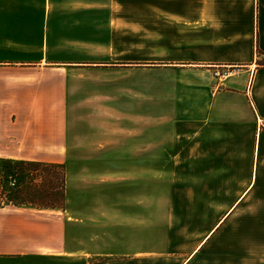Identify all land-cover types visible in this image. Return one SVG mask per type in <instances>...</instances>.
Listing matches in <instances>:
<instances>
[{"label": "crops", "instance_id": "obj_1", "mask_svg": "<svg viewBox=\"0 0 264 264\" xmlns=\"http://www.w3.org/2000/svg\"><path fill=\"white\" fill-rule=\"evenodd\" d=\"M128 67L142 71L137 98L94 92L96 100L74 102V77ZM228 67L241 70L214 78ZM154 76L163 89L157 100L148 92ZM157 107L163 116L150 123ZM88 111L95 116L81 123ZM257 119L264 0H0V159L66 169L63 211L0 209V264H264L262 251L226 250L223 232L251 194L264 193ZM158 136L157 144H171L166 161L184 163L189 178H218L215 191L236 195L215 223L210 201L175 198L162 223L149 217L150 154L160 148L150 137ZM73 162L109 163L108 177L95 176L92 200L70 189ZM116 163L130 180L124 186L111 179ZM203 188L163 192H211ZM118 199L125 216H116ZM74 204L92 216L68 217Z\"/></svg>", "mask_w": 264, "mask_h": 264}, {"label": "rangeland", "instance_id": "obj_2", "mask_svg": "<svg viewBox=\"0 0 264 264\" xmlns=\"http://www.w3.org/2000/svg\"><path fill=\"white\" fill-rule=\"evenodd\" d=\"M112 69L115 70L85 72L94 74V76L74 77V80L68 83L70 90H73L75 95V98H73L74 102L83 104L88 103V101L96 100L99 97L94 98V92H100L101 96H116V98L122 100L125 96L131 95L126 94L127 92H131L135 98L140 96V93L142 92L141 68L128 67ZM240 70V67H228L214 72L213 76L218 80H224V76L229 77ZM215 74H218V76ZM161 85L162 84L157 81L156 76H154L148 89L149 95L154 96V99H156V97L163 92ZM159 100L165 101L163 98ZM161 107L155 108L154 112L149 115L150 123H155L154 121H156L157 118L163 116L162 112L158 113ZM93 116H95V114L92 111L82 113L80 115V122H86V119L88 120L89 118L92 121ZM138 116H140V114ZM166 130L162 131V134H165ZM82 131L83 136H86L87 134V137L90 138H93L95 134V129L86 125L82 126ZM150 138L153 139V144L158 145L160 148H154L152 150V154H150L148 176V197L150 201L149 217L151 219H156V223H162L169 215L168 211L170 207L173 209L172 201L177 198L180 199L179 201L188 202L191 200L196 201L198 204H201L204 201H210L212 205L211 207L213 208L211 211V218L214 223L219 220L224 215V212L228 209V207L233 204V200L236 198V195L228 194L227 197H224V194L215 191L220 185L218 178H189V171L184 163H182L181 166L179 164H175V167L172 161L165 160L166 157H169L172 154L171 144L166 145L163 141H161L165 144L163 147L161 142L157 144L158 142L156 140L160 138L159 136ZM70 164H72V170L69 172L70 189L74 192L80 190L81 192L87 193L88 197L93 191V186L95 185L93 184V181L95 176L99 179V176L108 177L109 175V163L73 162ZM116 166L117 171L115 174H111V179L116 182L117 186H124L126 185L124 181H127L128 179L126 180L124 176L122 163H116ZM196 166L200 169V172L205 170L204 163H197ZM100 171L103 172L101 175L98 174ZM139 175V172L138 175L134 173V177L132 178L133 184L136 185V183H138L139 185ZM108 179H110V177ZM173 186H181L182 188L188 186H199L201 189L206 187V189H211V192H203V190H201V192L198 193L192 192L190 195L178 192L173 194L163 192L165 190L168 191L169 188H172ZM137 195V193L133 194L135 198L134 200H136ZM89 199L92 200V194ZM119 201L122 200L118 199L116 216H125V209L119 205ZM66 210L68 212V217H76L78 214L87 217L92 216L93 213L91 207L78 209V205L76 204H74L71 209L70 207H67ZM105 215H107V213ZM231 219L232 220L229 221L223 231L225 234L224 248L235 253L256 251H262L264 253V193L251 194L244 206L239 210L234 211Z\"/></svg>", "mask_w": 264, "mask_h": 264}, {"label": "trees", "instance_id": "obj_3", "mask_svg": "<svg viewBox=\"0 0 264 264\" xmlns=\"http://www.w3.org/2000/svg\"><path fill=\"white\" fill-rule=\"evenodd\" d=\"M65 205L63 164L0 159V209L63 211Z\"/></svg>", "mask_w": 264, "mask_h": 264}, {"label": "built area", "instance_id": "obj_4", "mask_svg": "<svg viewBox=\"0 0 264 264\" xmlns=\"http://www.w3.org/2000/svg\"><path fill=\"white\" fill-rule=\"evenodd\" d=\"M215 75L218 76V74H215ZM226 77L227 76H224V78ZM257 130H258V133H264V119H257Z\"/></svg>", "mask_w": 264, "mask_h": 264}]
</instances>
